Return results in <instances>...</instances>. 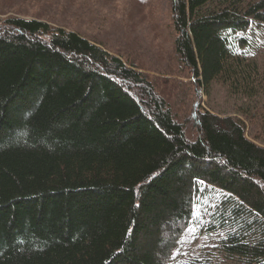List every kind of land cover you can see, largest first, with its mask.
Listing matches in <instances>:
<instances>
[{
  "label": "trees",
  "instance_id": "obj_1",
  "mask_svg": "<svg viewBox=\"0 0 264 264\" xmlns=\"http://www.w3.org/2000/svg\"><path fill=\"white\" fill-rule=\"evenodd\" d=\"M171 2L178 62L200 92L226 81L263 103L243 113L264 134V60L234 56L225 34L249 44L264 0ZM132 67L78 32L0 15V264H169L193 194L223 260L264 264V145L246 118L187 124Z\"/></svg>",
  "mask_w": 264,
  "mask_h": 264
},
{
  "label": "rangeland",
  "instance_id": "obj_2",
  "mask_svg": "<svg viewBox=\"0 0 264 264\" xmlns=\"http://www.w3.org/2000/svg\"><path fill=\"white\" fill-rule=\"evenodd\" d=\"M172 0H0V15H16L44 20L54 27L78 32L110 54L119 56L132 68L146 74L158 91L173 97L174 111H180L182 121L189 123L196 112L211 111L220 116L231 115L242 120L246 118L244 108L259 109L263 103L255 98L247 99L243 90L230 87L229 83L214 81L207 90H199L197 80L186 66L176 59L174 40L177 31L173 20ZM229 32L230 48L234 56L246 58L250 63L264 60V29H257L248 35L249 44L241 46L244 35ZM224 34V35H225ZM234 89V90H233ZM169 93L172 95L170 96ZM198 110V111H197ZM243 116V117H242ZM258 124L246 118V133L254 141L264 145V134ZM260 136V137H258ZM207 196L201 198L200 209H209ZM198 228L197 239L191 240L183 232L187 242L173 248L180 249V255L169 264H192L197 259H211L218 264H231L217 252L221 237L219 232L204 229L206 221ZM195 222V221H194ZM172 233L164 231L167 239Z\"/></svg>",
  "mask_w": 264,
  "mask_h": 264
},
{
  "label": "snow or ice",
  "instance_id": "obj_3",
  "mask_svg": "<svg viewBox=\"0 0 264 264\" xmlns=\"http://www.w3.org/2000/svg\"><path fill=\"white\" fill-rule=\"evenodd\" d=\"M197 184H203L204 181H197ZM199 191V189H197V192ZM190 203H191V217L192 219L189 220L188 225L186 227H183L182 231L183 232H187L189 233V236L191 238V240H195L197 239V231L198 228L203 226V224L205 223L202 219L203 215L206 214L205 212H201L200 209L202 207H205V205H202L200 203V197L193 194V196L190 198ZM214 207V206H213ZM195 221V222H194ZM187 242L184 238V236L181 234L180 238L177 240V243H185ZM180 255V249H176L173 253H172V258L175 259L176 256ZM186 264V262H185Z\"/></svg>",
  "mask_w": 264,
  "mask_h": 264
}]
</instances>
